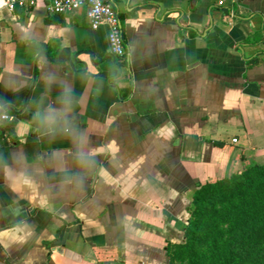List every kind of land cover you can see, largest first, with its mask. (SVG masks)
I'll list each match as a JSON object with an SVG mask.
<instances>
[{
  "label": "crops",
  "instance_id": "crops-1",
  "mask_svg": "<svg viewBox=\"0 0 264 264\" xmlns=\"http://www.w3.org/2000/svg\"><path fill=\"white\" fill-rule=\"evenodd\" d=\"M110 1L121 64L0 0V264H169L198 185L264 163V0Z\"/></svg>",
  "mask_w": 264,
  "mask_h": 264
},
{
  "label": "trees",
  "instance_id": "trees-1",
  "mask_svg": "<svg viewBox=\"0 0 264 264\" xmlns=\"http://www.w3.org/2000/svg\"><path fill=\"white\" fill-rule=\"evenodd\" d=\"M184 233L169 246V264H264V163L199 184Z\"/></svg>",
  "mask_w": 264,
  "mask_h": 264
},
{
  "label": "built area",
  "instance_id": "built-area-1",
  "mask_svg": "<svg viewBox=\"0 0 264 264\" xmlns=\"http://www.w3.org/2000/svg\"><path fill=\"white\" fill-rule=\"evenodd\" d=\"M11 10L17 7L28 8L37 5L39 0H5ZM221 7H226L239 0H217ZM81 9L86 10L90 26L94 29L106 27L108 30V39L112 53L119 57L125 58L129 55L123 28L118 10L110 0H48L47 11L49 14L61 15L66 13H76ZM231 12V17L234 16ZM2 104L0 102V108ZM11 117L1 114V119L7 120Z\"/></svg>",
  "mask_w": 264,
  "mask_h": 264
},
{
  "label": "rangeland",
  "instance_id": "rangeland-1",
  "mask_svg": "<svg viewBox=\"0 0 264 264\" xmlns=\"http://www.w3.org/2000/svg\"><path fill=\"white\" fill-rule=\"evenodd\" d=\"M227 225L228 224H225L223 227L224 229L227 228ZM189 263V260L187 258H175L174 260V264H188ZM248 264V263H247Z\"/></svg>",
  "mask_w": 264,
  "mask_h": 264
}]
</instances>
